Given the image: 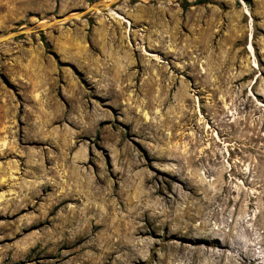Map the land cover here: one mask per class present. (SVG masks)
<instances>
[{
  "label": "rangeland",
  "instance_id": "374dc122",
  "mask_svg": "<svg viewBox=\"0 0 264 264\" xmlns=\"http://www.w3.org/2000/svg\"><path fill=\"white\" fill-rule=\"evenodd\" d=\"M105 1L0 0V264H264L261 0Z\"/></svg>",
  "mask_w": 264,
  "mask_h": 264
},
{
  "label": "water",
  "instance_id": "95a60500",
  "mask_svg": "<svg viewBox=\"0 0 264 264\" xmlns=\"http://www.w3.org/2000/svg\"><path fill=\"white\" fill-rule=\"evenodd\" d=\"M119 0H109V1H105V2H101L100 4H92L90 6H87L85 8H83L80 12H77L78 14L75 17H67L68 15L65 16H57L54 19H51L47 22H45L44 24H39L38 29L39 30H43L47 27L52 26L53 24L62 21V20H70V19H75V18H82L84 15L93 12L95 10H97L98 8H109L112 4H114L115 2H117ZM33 29H21L18 31H14V32H9L7 34H3L0 36V43L13 39L19 35L24 34L25 32H33Z\"/></svg>",
  "mask_w": 264,
  "mask_h": 264
},
{
  "label": "bare ground",
  "instance_id": "6f19581e",
  "mask_svg": "<svg viewBox=\"0 0 264 264\" xmlns=\"http://www.w3.org/2000/svg\"><path fill=\"white\" fill-rule=\"evenodd\" d=\"M108 1H109V0H108ZM98 9H99V8H98ZM98 9H97V10H98ZM242 11H243V13L246 14L248 17H251L250 12H249L247 9L245 10V6H244L243 3H242ZM77 14H78V13H72V14H69L67 17H75ZM113 15H114L113 17H116V18H117L118 22H120V23H121V22H122V23H123V22H124V23H128V21H127L126 19H124L123 17H121L120 15H117L116 13H113ZM119 20H121V21H119ZM45 22H47V21L42 20V21H40L39 23H40V24H44ZM129 25H130V24H129ZM248 49H249V50L252 49L250 45L248 46ZM39 97H40V93L37 92V93L34 94V98H35V99H39ZM1 145H2L3 147H4V146L6 147V146H7V141H6V140L3 141ZM9 178H10V179H13V180H14V179H17L13 172H11V174L9 175ZM4 181H5V179L2 180L1 182H4Z\"/></svg>",
  "mask_w": 264,
  "mask_h": 264
},
{
  "label": "trees",
  "instance_id": "16d2710c",
  "mask_svg": "<svg viewBox=\"0 0 264 264\" xmlns=\"http://www.w3.org/2000/svg\"><path fill=\"white\" fill-rule=\"evenodd\" d=\"M204 2H205V0H194L192 2H184V3L181 4V7L184 9L186 7L199 5V4H202Z\"/></svg>",
  "mask_w": 264,
  "mask_h": 264
},
{
  "label": "crops",
  "instance_id": "0c3cea01",
  "mask_svg": "<svg viewBox=\"0 0 264 264\" xmlns=\"http://www.w3.org/2000/svg\"><path fill=\"white\" fill-rule=\"evenodd\" d=\"M246 2L249 1V0H245ZM261 4H262V7L264 9V0H261Z\"/></svg>",
  "mask_w": 264,
  "mask_h": 264
}]
</instances>
